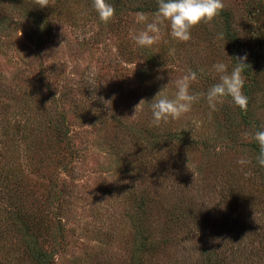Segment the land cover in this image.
<instances>
[{
	"label": "rangeland",
	"instance_id": "374dc122",
	"mask_svg": "<svg viewBox=\"0 0 264 264\" xmlns=\"http://www.w3.org/2000/svg\"><path fill=\"white\" fill-rule=\"evenodd\" d=\"M111 1L106 24L92 0L13 1L0 19V264H264V0H223L189 41L165 25L151 48L132 35L157 0ZM245 54L247 110L202 98L151 124L162 86L192 70L206 92Z\"/></svg>",
	"mask_w": 264,
	"mask_h": 264
},
{
	"label": "clouds",
	"instance_id": "9594fccd",
	"mask_svg": "<svg viewBox=\"0 0 264 264\" xmlns=\"http://www.w3.org/2000/svg\"><path fill=\"white\" fill-rule=\"evenodd\" d=\"M36 3L44 8L47 7L48 0H36ZM157 4L158 8L152 14L153 18L150 21L145 13L135 14L137 22L144 25L138 33L132 35V39L139 47L151 48L156 44L161 39L162 28L165 25L170 28V35L173 39L187 42L191 39V30L194 27L213 20L224 8L223 0H157ZM92 6L99 19L105 24L115 16V8L108 0H92ZM235 62L230 71L228 65L223 62L218 61L213 65V71L219 75V80L211 85L206 92L191 90V85L197 82L198 75L196 72L188 70L182 77L175 81L171 80L169 84L162 86L150 103L142 99L135 106L134 115L130 118H135L147 102L152 113L151 124L159 127L170 119L178 120L189 113L193 104L202 98L206 99L209 108L213 111L217 110V105L222 104L227 97H231L232 103L241 110H247L248 97L243 91L244 71L248 67L247 55H238ZM95 75V67H92L86 74V79L92 80ZM173 84L175 92L169 96L168 89ZM101 100L106 106L111 104V101L103 100V98ZM252 138L259 146L256 160L261 167H264V130L256 131ZM237 163L243 166L251 161L242 157ZM187 167L189 169V163Z\"/></svg>",
	"mask_w": 264,
	"mask_h": 264
},
{
	"label": "trees",
	"instance_id": "16d2710c",
	"mask_svg": "<svg viewBox=\"0 0 264 264\" xmlns=\"http://www.w3.org/2000/svg\"><path fill=\"white\" fill-rule=\"evenodd\" d=\"M13 1H20V0H0V19L3 20L4 23H6L9 17L13 14V9L11 8V4H14L12 3ZM111 2H113V4L117 6V4L119 3V0H112ZM230 38H232V41L236 40V37H230ZM204 231L202 229L194 228L190 232H194V234L196 235H204L206 234V232ZM144 240L147 241V239H144ZM142 247L144 248L143 245ZM43 257L44 259H40V264H48V261H46V256L43 255ZM135 258L136 259H134V264H143L140 253L136 254Z\"/></svg>",
	"mask_w": 264,
	"mask_h": 264
}]
</instances>
